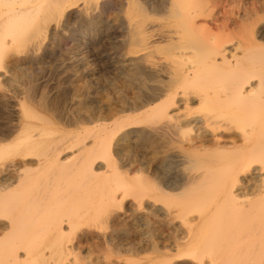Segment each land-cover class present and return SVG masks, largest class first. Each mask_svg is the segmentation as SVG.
I'll return each instance as SVG.
<instances>
[{
  "label": "bare ground",
  "instance_id": "1",
  "mask_svg": "<svg viewBox=\"0 0 264 264\" xmlns=\"http://www.w3.org/2000/svg\"><path fill=\"white\" fill-rule=\"evenodd\" d=\"M114 3L131 16L127 75L155 85L118 111L71 81L72 114L68 78L54 94L29 65L86 15L110 29L113 8L0 0V264H264V0ZM167 149L182 179L147 163Z\"/></svg>",
  "mask_w": 264,
  "mask_h": 264
},
{
  "label": "rangeland",
  "instance_id": "2",
  "mask_svg": "<svg viewBox=\"0 0 264 264\" xmlns=\"http://www.w3.org/2000/svg\"><path fill=\"white\" fill-rule=\"evenodd\" d=\"M105 1L108 2L109 6L111 8H113V11H114L111 14V16L108 18L110 25H111L110 29L104 31L105 30L104 28H100L99 25H96V23L99 19L98 16H96V17L90 16L91 17L90 18L89 15H86L82 19L80 18V19H77L76 21H74L73 24L70 25L69 29L64 30V31L61 30L63 32H61L59 34V36H58L59 38L56 37L52 41L50 49H49L50 51H48L45 54H40L37 59L33 60L34 61L33 64L29 65V69L31 71H28V72H30L34 75H37L35 84L37 86L38 85L41 86L42 84L48 83L47 85L49 87H51L52 93H54V94L57 91H59V89H58L59 86H58L57 80L59 81L63 77H64V80L68 78V82L70 81L68 84L66 83L68 85V88H67L66 84L62 87L64 88V90L67 91L66 93L68 95L69 94H71V95H69V100H68V102H66V104L67 105L69 104V105L67 106L65 104L64 107H66L69 110V113H72V114L75 111V104H76V100L72 99L73 98L72 94H74V91L76 88V83L73 84V83H71V81L77 82L78 80H81L83 78L82 79L83 81L92 82L91 83L93 85V86L91 85L92 88L90 87V89L88 88V89L81 90L82 93L79 92V95L85 96L88 94V97H89L88 103L93 104L97 107H102L104 109L107 107H114L118 111H120L123 107L124 108H130L131 105H129V103L131 102L130 99L132 96L138 95V94H141V96H146L145 93L148 92V88H152V86L155 85L154 83L150 84V82L148 80H143L142 83L135 82L132 79H130V77L127 75L129 73V67H130L129 63H131L130 60L132 58V54H130L128 51V47H127L128 34L125 30L126 24L131 21V19H130L131 16L126 14V8L128 7V5L125 4L123 6V8H124V10H123L122 7H119V6L116 7L114 0L113 1L112 0H105ZM87 21H89V22L87 23ZM91 23H94V26H93V28L95 30L94 35L96 36V38H94L95 40L93 41L96 43V47H94V48H91L89 45L85 46L82 44L83 45L82 46L80 44L79 38L78 37L75 38V36H74V33L79 34L80 32H82L84 30V28H86V26L88 24H91ZM83 26H85V27H83ZM73 31H75V32H73ZM69 34H71V35H69ZM63 35H65V36H63ZM62 38L64 39V41H62L63 40ZM74 44H76V45H74ZM74 49H76L78 51L76 52V50H74ZM86 53L87 54L89 53V54L87 55ZM49 54H52V55H49ZM77 55H79V56H77ZM47 57L48 58L50 57V58L48 59ZM44 59H46V60L44 61ZM125 61H126V63H125ZM37 62H38V64H37ZM148 65H150V64H148V62H145V63L143 62L136 69L142 73L146 72L145 74H149V70H148L149 66ZM33 66H34V68H33ZM69 66H71V67H69ZM146 66H148V67H146ZM66 67H68V68H66ZM53 70L54 71L56 70V71L54 72ZM43 71H44V73H43ZM73 71H75V72H73ZM79 71H80V73H79ZM28 72H26V73H28ZM41 75H42V77H41ZM69 76H70V78H69ZM127 77H129V78H127ZM19 78H20V84H18V86H17L18 87L17 97L19 99H24L27 96V93H26V88L23 84V83H25L23 81V74L20 73ZM126 78L128 79V81ZM122 84H124V85H122ZM54 85H55V87H53ZM146 85H148L150 87H148ZM145 87H146V89H145ZM37 88H39V87L35 88V90L38 91V96H39L38 98H41L42 87L40 89H37ZM20 91H22V92H20ZM72 91H73V93H72ZM101 91H102V93H101ZM85 92H86V94H85ZM104 98H105V100H103ZM2 101L0 102V124L4 125L6 123V120H4V119L6 117L8 118V114H9L6 106H8L9 104L6 101H3L4 103H2ZM70 101L73 103H71ZM128 101H129V103H127ZM71 108H73V109H71ZM84 114H85V112H84ZM4 115H5V117H3ZM9 116H10V114H9ZM170 154H174V156L178 155L177 151L175 152V150L171 151V150L167 149V150H165V153H163V154H157V155H153L151 157L149 156V158H147L146 161L148 160L147 163L151 167H153L152 168L153 171L155 170V168L159 164L161 165L162 163H164V166L169 165L171 167L170 169L167 170L168 175H170L169 177L172 179L173 178L182 179V175H180V174H182V171H184V167H179L180 164H179V161L177 160V158L174 160L169 159L166 161L167 156ZM168 157H170V156H168ZM149 161H151V162H149ZM161 166H163V164ZM161 166H159V167H161ZM163 169H164V167L162 168V170ZM178 175L181 176V178Z\"/></svg>",
  "mask_w": 264,
  "mask_h": 264
}]
</instances>
